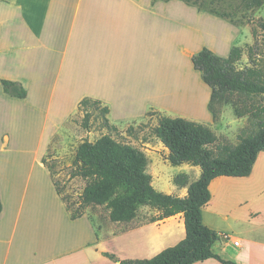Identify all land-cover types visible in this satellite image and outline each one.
Masks as SVG:
<instances>
[{
  "label": "crops",
  "instance_id": "1",
  "mask_svg": "<svg viewBox=\"0 0 264 264\" xmlns=\"http://www.w3.org/2000/svg\"><path fill=\"white\" fill-rule=\"evenodd\" d=\"M173 1L181 2L0 0V110L16 119L22 115L23 104L30 110L46 103L38 128L42 137L54 99H61L60 103L64 99H97L108 107V120L114 114L133 120L134 116L127 112L131 104L126 99L128 96L142 99V90L148 87L145 82L152 79L156 88L160 80L163 67L157 58L158 37L166 35L165 25L171 19L166 9ZM162 47L165 53L164 41ZM2 79L21 84L26 96L7 94ZM142 103L136 106L140 113H144ZM152 110L168 114L163 111L167 110L163 104ZM75 111L73 108L72 113ZM28 113L29 120L34 121L32 112ZM177 115L193 119L183 112ZM136 117V120L144 118ZM58 131L59 128L51 131L48 143ZM9 141L4 134L2 145ZM181 165H178L180 173L188 175L190 181L199 177L200 167L193 165L195 171L190 177L188 167ZM253 169L243 178H249ZM224 177L232 176H219L211 181V197ZM175 190L182 192L177 196L187 195V186L176 185ZM0 200V264H120L122 259L151 258L170 247L165 246L166 236L179 233L185 237L182 213L138 225L122 222L103 225L96 215L87 213L71 218L56 190L51 170L37 157L26 165L15 160L0 164ZM250 214V221L263 216L260 208ZM128 238L137 241L135 250L117 246ZM214 245L213 251L222 258L239 264H264L263 259L256 260V255L264 258V243L259 245L256 239L246 240L245 247L240 242L236 256H227L225 246L218 245L215 250ZM145 250L147 257L143 256ZM105 253L115 255L117 260Z\"/></svg>",
  "mask_w": 264,
  "mask_h": 264
},
{
  "label": "rangeland",
  "instance_id": "2",
  "mask_svg": "<svg viewBox=\"0 0 264 264\" xmlns=\"http://www.w3.org/2000/svg\"><path fill=\"white\" fill-rule=\"evenodd\" d=\"M166 11L169 14L167 17L171 19L165 25V37H158L160 46L157 49V58L161 69L163 67L160 70V80L156 88L152 79L145 82L144 85L148 87L142 90V99L127 97L126 100L131 104L127 112L134 116L133 120L127 121L114 114L109 123L115 125V128L108 127L104 124L107 115L102 113L99 106L89 103L84 109L90 112V125L85 128L82 124L84 111L80 110L83 99H64L62 103L61 99H54L50 104L51 112L47 124H44L46 134L42 137L38 134V128L48 106L46 103H39L36 106L37 111L36 108L28 110L26 104H23L20 112L22 115L16 119L8 117L4 110H0V164L15 160L26 165L34 157L44 161L51 169L61 195L73 209L78 206L80 194L86 184V179L72 176L75 151L84 141L96 142L109 136L123 144L132 145L146 157L145 171L151 175L153 186L161 192L173 195L182 194L175 190L176 184L172 180L181 171L178 169L180 166L170 164L166 158L168 149L154 133L161 116L183 117L177 115V112L186 113L193 117L192 121L206 125L216 134L217 141L208 146L210 149L216 151L218 146L225 144L235 146L239 142L238 136L249 124L248 116L239 117L234 113L231 104L218 103L215 105L217 117L213 120L209 109L211 89L202 80L201 72L193 67L191 58L204 47L221 57H227L232 47H239L242 52L236 62L237 68L254 66L264 74V29L261 26L264 22V0H181L173 1ZM162 41L165 42V53ZM153 49L152 47L151 51ZM251 59L255 62H251ZM153 66L154 63L151 62V67ZM255 99L256 102L264 103V95ZM138 103H142L144 113L136 110ZM159 104L166 106L167 110L163 111L168 114L152 110ZM73 108H76L74 113ZM28 111L32 112L34 121L29 120ZM136 116L144 118L136 120ZM58 128L59 131L51 136L48 143L51 131L55 132ZM4 134L10 138L5 146L2 145ZM187 164L190 167L184 166ZM187 164L184 163L181 167H188L190 177H193L195 168L192 164ZM253 168L249 178L224 177L213 192L208 206L203 208L205 225L220 236L214 249L217 250L218 245L225 246L227 256H236L241 248L235 246L232 239L224 238V235L239 239L243 246L246 240L256 239L259 245L264 243L263 151L259 152ZM257 208L262 210L263 216L250 221L251 211ZM109 211L106 206L89 205L82 212L96 215L104 225L114 222L110 219ZM158 213L156 207L140 205L136 216L129 222L122 223H148ZM183 237L184 234L179 233L166 236L165 246L176 244ZM136 242L128 238L125 242H119L121 246H117L135 250ZM144 252L143 256H149L147 250ZM262 259L264 260L262 256L256 255L257 262H262ZM217 262L211 258L205 264H218Z\"/></svg>",
  "mask_w": 264,
  "mask_h": 264
},
{
  "label": "trees",
  "instance_id": "3",
  "mask_svg": "<svg viewBox=\"0 0 264 264\" xmlns=\"http://www.w3.org/2000/svg\"><path fill=\"white\" fill-rule=\"evenodd\" d=\"M261 26L264 29V22ZM241 52V48L232 47L227 57H221L204 47L191 58L193 67L201 72L202 80L211 89L209 109L213 120L217 117L215 105L218 103L231 104L239 117L248 116L249 124L238 136L239 142L235 146L225 144L218 146L216 151L210 149L208 146L217 141L216 134L206 125L183 117L163 115L154 128L155 135L168 149L166 158L171 165L189 163L201 168L194 181H190L185 173L174 177L177 186H187L186 196L158 191L152 184L151 175L145 171L147 159L144 154L109 136L96 142L84 141L75 151L72 176L86 179L78 206L72 209L66 203L54 180L71 218L82 216L83 209L89 205L109 208L110 219L114 222H129L140 205H150L158 210L151 222L183 214L185 237L182 240L151 258L122 259L120 264H194L211 258L218 264H239L213 251L220 236L204 224L202 209L211 199L209 185L213 179L249 175L259 152H264V103L255 99L264 95V74L254 66L237 68ZM1 82L7 94L19 98L26 96V89L21 84L6 79ZM89 103L99 106L105 115L109 112L108 107H101L97 99L84 98L80 110L84 111L82 124L85 128L90 125V112L84 109ZM104 124L115 128L107 117ZM105 254L117 260L115 255Z\"/></svg>",
  "mask_w": 264,
  "mask_h": 264
},
{
  "label": "built area",
  "instance_id": "4",
  "mask_svg": "<svg viewBox=\"0 0 264 264\" xmlns=\"http://www.w3.org/2000/svg\"><path fill=\"white\" fill-rule=\"evenodd\" d=\"M224 238L232 239L235 246H240L239 239L236 240V239L232 238L231 236H226V235H224Z\"/></svg>",
  "mask_w": 264,
  "mask_h": 264
}]
</instances>
